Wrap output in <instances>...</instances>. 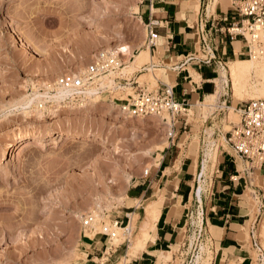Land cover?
I'll use <instances>...</instances> for the list:
<instances>
[{"label":"rangeland","instance_id":"1","mask_svg":"<svg viewBox=\"0 0 264 264\" xmlns=\"http://www.w3.org/2000/svg\"><path fill=\"white\" fill-rule=\"evenodd\" d=\"M134 4L140 8L146 0H0V264H82L91 251L89 243L105 239L110 242L103 234L90 240L89 234L97 226L113 225L116 220L121 223L120 227H127L129 220L125 215L135 211L136 199L140 200L136 208L138 220H135L139 223L133 222L134 232L130 237L133 248L130 249L127 234L123 232L125 242L118 246L110 242L107 254H99L92 262L115 264L128 255V262L126 259L120 262L129 264L131 255L152 241L140 232L145 222L143 214L144 209L161 196L152 198L155 191L151 189L144 194H132L131 190L148 181L152 167L160 164L171 144L170 126L167 128L156 118L124 117L113 95L90 98L85 91L79 99L71 90L60 87L66 98L58 100L49 88L64 73L81 74L96 52L107 49L122 52L126 66L136 64L135 70L124 71L128 79L135 77L147 91L156 90L157 83L150 80L153 74H158L160 80V71L154 68L159 65L158 59L145 61L137 57L140 50L149 48V43L147 28L140 18L139 8H132ZM257 54L261 56L260 52ZM261 57L264 62V55ZM144 74L148 77L144 78ZM226 91L221 100L229 107L238 109L242 102L257 100L249 98L256 95L253 92L245 94L248 99L244 95L246 98L240 101L232 96L230 88ZM41 103L46 104L42 109L39 108ZM194 111L186 118L202 128L201 132L196 129L181 143L195 142L203 161L204 131L211 128L219 154H232L228 146L223 149L225 133L239 118L234 120L230 112L227 124L232 125L227 129L224 125L227 114L223 118L216 112L211 117L201 108L200 114L197 108ZM176 141L177 138L175 145ZM22 143L23 151L18 154L20 150L16 149ZM171 148L175 153V146ZM180 153L189 155L184 147L179 148L176 155ZM236 165L239 171L235 175L253 184L247 188L248 184L241 180L240 194L246 189L245 196L252 206L249 225L264 253V208H260V198H253L256 172L249 175V179L246 164L236 159ZM216 168L208 170L201 178L205 181L202 192L207 189L209 177L212 178ZM147 170L150 173L146 177L144 171ZM194 193L195 196L197 186ZM164 197L168 203L170 194ZM88 215H92L94 221L84 226L83 220ZM185 219L188 223L182 224L184 242L179 252L178 247L169 252L172 260L167 264H193L202 246L207 249L204 261L212 264L213 235L207 239L208 233H203L197 243L195 231L202 225L199 214ZM250 231L249 228L247 242L251 256L248 262L258 264V250L251 245ZM116 250L118 252L109 257ZM118 253L123 256L116 260Z\"/></svg>","mask_w":264,"mask_h":264},{"label":"crops","instance_id":"2","mask_svg":"<svg viewBox=\"0 0 264 264\" xmlns=\"http://www.w3.org/2000/svg\"><path fill=\"white\" fill-rule=\"evenodd\" d=\"M233 2L234 0H146V4L139 8L140 18L145 25L149 19L158 22L154 28L155 46L149 47V51L159 61V65L154 66L160 71L159 83L173 84L176 100L188 103V114L190 111L194 114L196 108L200 114L201 104L215 91L213 81L221 65L250 58L247 56L244 40L241 37L231 39L228 33L241 20ZM244 56L247 58L243 59ZM185 120V129L183 130V122H180V128L175 132L176 145L170 144L164 151L160 164L152 167L150 179L133 186L131 190L132 194H144L149 189L155 191L152 198L161 196L157 201H160L161 213L154 231L155 240L148 241L143 250H137L131 255L129 264H161L165 255L173 248L178 247L179 252L185 239L182 236V224L188 223L185 218L194 213L197 216L201 213L204 233H208L207 239L213 235L211 238L215 257L212 264H249L251 252L247 233L249 228L250 233H254L253 227L249 225L252 223V206L245 196L246 189L240 194L241 180L246 185L248 181L239 174L235 175L239 170L232 154H219L218 151L217 158L209 164L208 170L217 168L212 178L209 177L207 189L200 191L201 182L204 181L201 178L208 171L203 169L205 160L200 161L199 148L195 142L185 140L186 145L181 142L186 135H193L196 129L201 132L202 128L188 122L187 118ZM172 146L176 148L175 153L171 151ZM178 147L182 150L184 147L189 155H176ZM203 156L205 159L204 150ZM249 175L255 173L249 172ZM255 177V192L258 199H261L262 206L264 171L256 172ZM249 185L250 182L247 188ZM196 186L197 193L194 196ZM164 193L170 194L168 203ZM136 201L140 202L139 199ZM125 216L129 224L132 214L126 213ZM109 244L107 239L104 242L100 240L89 243L91 251L82 264H93L94 257L106 255L111 249ZM117 252L118 250L110 253L109 257ZM121 256L123 255L118 253L116 260ZM127 257L129 256L124 258Z\"/></svg>","mask_w":264,"mask_h":264},{"label":"built area","instance_id":"3","mask_svg":"<svg viewBox=\"0 0 264 264\" xmlns=\"http://www.w3.org/2000/svg\"><path fill=\"white\" fill-rule=\"evenodd\" d=\"M233 5L241 20L228 30L230 38L241 37L244 40L247 56H251L252 47H256L260 51V55L263 56L264 42L259 39L257 29L264 28V0H235ZM157 25L158 22L150 19L145 25L148 31L149 47L155 46L154 28ZM234 29L237 31H231ZM123 58L122 52L107 49L99 50L91 57L81 74L64 73L57 77L56 84L63 89L71 90L75 96L81 99L88 88L99 86L101 78L112 79L116 91L105 87L100 88L101 93L114 96L118 102V111L124 117L140 120L156 118L163 121L164 126L167 123L171 129L168 137L173 144L176 139L174 137L176 136L175 132L180 128V122H183V130L185 129V119L189 110L188 103L184 100H176L173 85L160 84L158 81L156 90L147 91V88L139 84L135 77L129 78V80L124 78L121 73L124 68ZM41 105L46 104L41 103L39 108L42 107ZM238 110L239 122L232 125L231 130L225 133V142L231 150L232 156L246 164L248 170L246 177L248 178L249 172L264 171V98L242 102ZM218 112L222 114L223 118L225 117L226 110L219 109ZM149 171H144V176L147 177ZM198 179H200V175ZM260 208L263 209L264 205ZM93 221L94 217L88 215L83 220V225L89 226ZM114 223L116 225L121 224L118 220ZM202 225L195 231L197 243L204 233ZM251 235L252 247L258 250L259 258H264L258 238L254 237L252 233ZM105 237L107 238L106 235ZM259 262L261 263V261Z\"/></svg>","mask_w":264,"mask_h":264},{"label":"bare ground","instance_id":"4","mask_svg":"<svg viewBox=\"0 0 264 264\" xmlns=\"http://www.w3.org/2000/svg\"><path fill=\"white\" fill-rule=\"evenodd\" d=\"M132 8L135 10H138L139 7L137 4H134V6H132ZM257 30H258V35L260 37L259 39L261 41L262 40L264 41V28H259ZM231 31H237V30L234 29ZM245 35L248 37V34L246 32H245ZM22 45L23 46L25 45L24 42L22 43ZM259 52L260 51L257 50L256 47H252V54L248 60H237L236 62L228 63L227 65H221V69H219V73L213 81L215 83V86H216L214 93L207 96L203 103L201 102L202 103L201 109L208 116L213 117L214 114L219 111V109H224L227 111L226 123L224 121V123H225L224 125L227 127V129L229 128L230 125H232V124H230V125L227 124V122L229 121L228 119H229L230 112H232L233 119L237 121L239 118V110L236 108H233V106L229 107L225 103V101L221 100V97L223 95H225L227 92L226 88H230L231 92H232V96L235 99H238L240 101H243V99H245L248 96L245 94H248L249 92H250V94L252 92L256 94L253 97L248 96L251 99H259V98L262 99V98H264V62H263V58L261 56H256V55H258L257 53H259ZM123 56H124V54H123ZM137 57L139 59H143L145 61H148L149 59H153L152 55L150 54L149 48L145 49V50H140ZM123 62H124V68L121 70V73L123 74V76L124 75L127 76L128 73L124 72V71L135 70L136 67H134V66L136 64L135 65L131 64V65L126 66L124 58H123ZM149 70H150V73L151 72L153 73V71H154V70L152 71L151 68ZM147 74H144L143 77L144 76L148 77ZM130 75L131 74H129V76ZM157 75L158 74H156V75L153 74L152 75L153 77L151 76L152 78L149 76L152 79V80H150V79L149 80L156 84L158 82V76ZM127 79H128V76H127ZM100 80L101 81L98 84L99 85L98 87L91 86L90 88H88V90L86 91V94L88 95V97H90V96L91 97L92 96L99 97L102 94L100 91V88L108 87L110 90H115L114 89L115 87L113 86V80L112 79H110L108 77H103ZM58 87L59 86H57V84L54 83V84H51V86L49 88L52 89L50 91H52V93L55 94L56 99L63 100L64 98H66V94L62 93V89L60 87L59 88ZM56 88H58V90L54 92L53 89H56ZM244 95L246 97H244ZM248 97H247V99H248ZM41 108H43V106ZM165 124L167 125V123H165ZM167 128H168V126H167ZM80 133H82V132H80ZM212 134H213V131L211 128L206 129L204 131L206 142H205L204 149H203L204 155H205V159H203V160H205L203 169H205V171L208 170L209 164L217 158L218 151H219L217 148L218 144L212 139ZM22 146H23V143L16 149V150H20L18 154H20L23 151ZM223 148L227 149L228 147H227V145L223 144ZM246 168H247V166H246ZM246 172H248V170H246ZM204 182L205 181L201 182L200 191H202L204 188V185H203ZM249 186L252 187L253 184H250ZM253 198L256 200L258 197L256 194H253ZM139 203L140 202L137 201L136 208L139 205ZM160 206H161L160 201L159 202H157V201L151 202L146 207V209H144L145 214H143V216L145 215V222L143 223V225L141 224L142 226L140 225L141 230L138 228L141 233H143L144 235H147L149 237V239H151L152 241L155 240V238L151 234L156 229V224L158 222L159 215L161 213L159 210ZM136 208H135V211L132 213L131 221H130L129 225H127V227H120L119 225H116V224L110 225L109 223H106L103 226L102 225L97 226V229H95L92 233L90 232L91 235L88 232L90 239L93 240V238L97 234L101 233L103 235L109 236L111 244L118 246V245L122 244L123 242H125V237L123 235V232H126V234H127L126 238L130 242V244H129L130 249L133 248L134 245H131L132 241H130V237H132V231H133V222L136 224L139 223V222H135V220H138V219H136L137 218L136 216L138 214ZM199 219L202 222L201 213L199 215ZM134 227L136 229V226H134ZM253 236L256 237L254 233H253ZM199 245H198V248H199ZM206 250L207 249H205V247L202 246L201 249L199 250V253L195 254V260H193L194 263L193 262L192 263L193 264H206V262L204 261V252ZM102 260H104V259H102ZM122 260H125V259H122ZM171 260H172L171 254L167 253L165 255L164 260H163L164 264H167L168 261L170 262ZM125 261L128 262L127 259ZM259 261H261V263ZM257 262H258V264H264V258H259V255H258ZM116 264H122V262L116 263Z\"/></svg>","mask_w":264,"mask_h":264}]
</instances>
